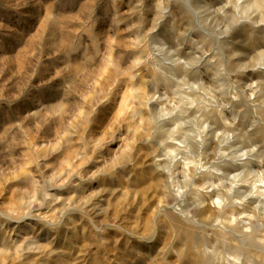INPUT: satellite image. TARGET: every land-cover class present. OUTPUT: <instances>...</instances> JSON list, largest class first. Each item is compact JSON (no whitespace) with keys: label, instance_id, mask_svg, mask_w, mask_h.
<instances>
[{"label":"rangeland","instance_id":"374dc122","mask_svg":"<svg viewBox=\"0 0 264 264\" xmlns=\"http://www.w3.org/2000/svg\"><path fill=\"white\" fill-rule=\"evenodd\" d=\"M258 201L264 0H0V264H264Z\"/></svg>","mask_w":264,"mask_h":264},{"label":"bare ground","instance_id":"6f19581e","mask_svg":"<svg viewBox=\"0 0 264 264\" xmlns=\"http://www.w3.org/2000/svg\"><path fill=\"white\" fill-rule=\"evenodd\" d=\"M244 191L246 192L247 190L244 189ZM256 202H257V201H256ZM262 202H263V201H262ZM262 202H261V201H258V205H262V204L264 203V202H263V203H262Z\"/></svg>","mask_w":264,"mask_h":264}]
</instances>
